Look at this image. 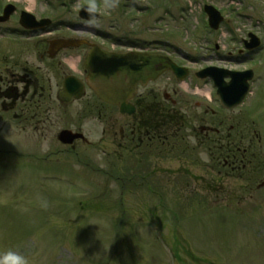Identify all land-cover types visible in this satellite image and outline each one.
Wrapping results in <instances>:
<instances>
[{
    "label": "rangeland",
    "instance_id": "rangeland-1",
    "mask_svg": "<svg viewBox=\"0 0 264 264\" xmlns=\"http://www.w3.org/2000/svg\"><path fill=\"white\" fill-rule=\"evenodd\" d=\"M8 2L52 24L42 38L16 35L17 13L0 24V252L20 251L29 264H264V187L257 188L264 178V0H0V10ZM87 3L96 17L77 23V11ZM203 3L224 16L215 33L205 30ZM99 30L110 32L108 48L170 41L188 54L174 50L192 72L206 65L252 69L247 96L230 110L218 108L210 82L186 79L167 88L163 78L142 90L149 99L171 94L176 110L187 114L186 136L192 128L198 133L205 109L206 121H223L224 136L230 126L241 130L237 144H252L255 156L250 168L218 172L200 146L192 157L143 159L142 183L141 175L123 188L110 182L105 155L116 151L109 137L100 140L107 118L86 113L87 99L63 106L56 98L63 74H81L80 51L51 60L44 44L56 34L92 38L91 31ZM247 32L262 41L249 54L240 42ZM114 36L135 40L113 43ZM28 76L51 96L44 125L22 118L26 105L3 94L8 88L20 93ZM75 125L94 145L76 143L71 150L58 142V131ZM192 136L185 143L192 145ZM113 163L123 172L124 161Z\"/></svg>",
    "mask_w": 264,
    "mask_h": 264
},
{
    "label": "flooded vegetation",
    "instance_id": "flooded-vegetation-1",
    "mask_svg": "<svg viewBox=\"0 0 264 264\" xmlns=\"http://www.w3.org/2000/svg\"><path fill=\"white\" fill-rule=\"evenodd\" d=\"M96 32V31H95ZM56 38H64L63 36ZM46 43H48L47 39ZM245 40V39H244ZM243 40V43H244ZM90 42V41H89ZM93 42H90L92 44ZM151 47V49H150ZM147 47V51L152 50L151 53L156 54L159 53V48L157 45ZM91 48V45L84 44L79 45L77 47H71L67 49H62L57 52L59 55L63 51H76L79 50L78 59H82V54L86 55L87 51ZM105 48V47H103ZM48 48H46L47 50ZM106 49V48H105ZM167 54H169L173 61L178 64V61L174 59L173 54H177V51H170L169 49H164ZM164 52V53H165ZM176 52V53H175ZM180 52V51H179ZM183 54V53H180ZM185 56V55H184ZM85 57V56H84ZM83 60V59H82ZM27 75V74H26ZM86 77V71L83 67L82 61V80L84 81ZM164 79L165 86L168 88L170 85L167 83L171 82V76L169 72L166 71L160 75L159 80ZM24 78V77H22ZM0 80H2L0 76ZM24 89L18 93L15 88L6 89L3 94L7 97L12 98V101L15 103L19 100V102L31 104L32 102L36 103H47V99L51 97L49 94H46L45 88L42 85H33L31 83V78L28 76V79H23ZM168 81V82H167ZM150 85V84H149ZM148 86L139 87L140 90L137 91L135 96L131 99V103L133 104L135 110L131 114L120 113L118 108L111 105H106L98 102L93 94L89 91L88 94H85L83 99H87L88 106L91 109L96 110V115L98 118L105 117L106 119V127L102 129L105 132L108 129L109 135V145L113 146L116 152H119L121 155L123 153L127 154L128 152L132 154L135 152L139 159L137 161L145 160L144 164L152 163V158L156 157L157 159L166 157L177 159V157L186 158L189 155H192V152L195 147H202L206 150L205 153L208 154V160L210 161L209 166H227L232 171L237 170L239 163V147L235 142L226 143L228 149L231 152L226 155L223 153L224 147V132L223 129V121L219 120L218 124L215 125L210 121H206V116L209 113L208 109L203 110V114L200 117L199 133L193 135V139L195 142L192 145L189 143H182L181 140H184L186 136L179 131H183V128L177 127L176 119L185 117L184 114L180 111L175 110L176 102L173 101L169 94L165 91L162 92V98L157 97H146L142 90L149 88ZM31 89V91H30ZM156 90V89H155ZM170 90L175 93L174 88H170ZM86 88V92H87ZM64 105V104H62ZM31 107V106H30ZM103 109L107 111H103ZM211 116L215 117L212 113L216 112L214 110H210ZM211 117V118H212ZM48 117L42 120L43 125ZM196 118V117H195ZM215 118L216 120H218ZM229 129H234L233 126H230ZM81 128L77 127L75 131H80ZM226 137H229L230 134L226 133ZM179 141L180 143H177ZM83 142L88 143L86 140H78L75 139L70 145L72 148L76 143ZM194 148H193V147ZM215 150V152L213 150ZM208 151V152H207ZM114 150H110L109 153H113ZM144 154V155H143ZM231 157V158H230ZM144 159V160H143ZM230 159V161L228 160ZM143 164V165H144ZM143 173V169L140 170ZM220 172V171H218ZM140 178H145L140 176Z\"/></svg>",
    "mask_w": 264,
    "mask_h": 264
},
{
    "label": "water",
    "instance_id": "water-1",
    "mask_svg": "<svg viewBox=\"0 0 264 264\" xmlns=\"http://www.w3.org/2000/svg\"><path fill=\"white\" fill-rule=\"evenodd\" d=\"M154 59L155 57L141 53L116 54L101 50L90 51L85 61V66L89 68L88 84L99 98L118 105L120 110L124 111L127 107L125 102L132 95L136 82L144 83L146 79L156 75L152 68ZM246 78L248 77L232 80L226 84L221 83L219 79L215 80L224 105L233 107L241 102L247 90V83H244ZM82 92L83 84L71 79L66 80L60 96H65L68 100L79 97ZM67 136L68 133L64 131L59 138L68 142Z\"/></svg>",
    "mask_w": 264,
    "mask_h": 264
},
{
    "label": "clouds",
    "instance_id": "clouds-1",
    "mask_svg": "<svg viewBox=\"0 0 264 264\" xmlns=\"http://www.w3.org/2000/svg\"><path fill=\"white\" fill-rule=\"evenodd\" d=\"M0 264H29V259L20 251L8 249L0 252Z\"/></svg>",
    "mask_w": 264,
    "mask_h": 264
}]
</instances>
